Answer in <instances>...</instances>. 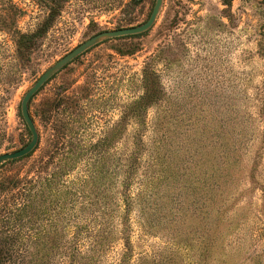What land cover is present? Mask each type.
Here are the masks:
<instances>
[{
	"label": "rangeland",
	"instance_id": "obj_1",
	"mask_svg": "<svg viewBox=\"0 0 264 264\" xmlns=\"http://www.w3.org/2000/svg\"><path fill=\"white\" fill-rule=\"evenodd\" d=\"M155 2L0 0V155L31 140L21 103L47 69L99 32L143 24ZM148 64L163 101L142 124L128 122ZM30 113L38 148L0 165V264H52L47 217L18 212L11 191L14 181L46 176L66 158L73 163L64 180L86 208L79 224L103 237L96 264H120L126 250L130 264H264V0H164L152 29L77 57L32 99ZM159 114V138L173 151V190L150 198L141 172L123 191L127 215L120 162L138 130L151 144ZM58 128L67 134L59 151Z\"/></svg>",
	"mask_w": 264,
	"mask_h": 264
},
{
	"label": "trees",
	"instance_id": "obj_2",
	"mask_svg": "<svg viewBox=\"0 0 264 264\" xmlns=\"http://www.w3.org/2000/svg\"><path fill=\"white\" fill-rule=\"evenodd\" d=\"M47 7L52 12L56 10V6ZM27 39L28 43H32L36 37H28ZM163 96L164 90L160 84L159 74L148 64L143 70V95L129 106L125 120L142 124L145 117L144 113L149 108L159 105L163 101ZM5 100L7 98L1 97L3 106ZM161 119L162 117L159 114L155 126L156 130H154L155 137L152 139L151 144L149 146L146 144L143 134H141L142 132L138 130L135 132V138L129 154L125 157L124 162H120V168L124 175L121 183V196L125 197L123 200L124 203L126 202L125 212H127V215L131 207V200L127 194L123 195V191H130L135 178L137 177V180L141 179L139 176L141 172H143V179L139 183L146 192H149L150 198L158 195V193L167 194V191L170 193L173 190L175 182V168L171 163L173 151L162 142L161 137L159 138ZM113 132L114 130L108 134V140L111 137L116 138ZM57 133L55 135V145H57L59 151L62 147L65 149L66 144L63 141L67 134L62 133L59 128ZM117 137L119 136L117 135ZM105 140H101L99 145H102ZM36 149L28 156L10 162L17 163L30 158ZM70 153L75 154L74 150L70 151ZM72 163L73 160L66 158L60 161L55 170L46 176L39 174L35 178H28L22 185H20L22 180L14 181L16 188L14 192L11 191L12 199L18 212L26 213V215L40 212V214H44L47 217L46 220L49 226L47 250L52 264L57 257H62L67 264H96V257L104 252L103 237L98 234L99 231H90L87 226L79 224L83 219V213L86 208L82 207V204L78 205L80 192L67 186L68 183L64 180ZM124 215L122 234L125 239H128L126 248H129L131 245L128 236L130 227L128 217ZM84 234L90 235L88 236L90 239L88 244L83 242ZM130 257L131 252L128 250L124 251L120 264H130ZM149 263L148 259L143 258L138 264Z\"/></svg>",
	"mask_w": 264,
	"mask_h": 264
},
{
	"label": "water",
	"instance_id": "obj_3",
	"mask_svg": "<svg viewBox=\"0 0 264 264\" xmlns=\"http://www.w3.org/2000/svg\"><path fill=\"white\" fill-rule=\"evenodd\" d=\"M163 3H164V0H156L154 8L149 18L143 24L138 25V26L128 27V28H121L117 30L99 32L95 34L94 36H92L91 38H89L88 40H86L84 43L80 44L74 50H72L67 55H65L63 58H61L59 61H57L53 66L47 69L40 76V78L35 82V84L27 91L21 103L22 118L31 133V140L28 142L27 145H25L23 148L17 151L1 154L0 155V165L8 161H14V160L24 158L28 156L29 154H31L37 148L40 142V134L35 124V121L30 113V102L33 99V97L58 72H60L64 67L70 64L77 57H79L80 55L88 51L89 49L93 48L94 46L98 45L99 43L105 40L139 35V34H143L149 31L150 29H152V27L155 25L157 21L158 16L161 12Z\"/></svg>",
	"mask_w": 264,
	"mask_h": 264
}]
</instances>
